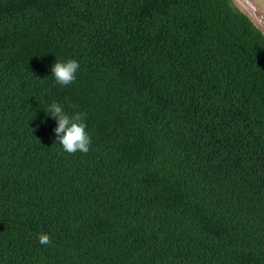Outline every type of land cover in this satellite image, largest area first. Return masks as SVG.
Instances as JSON below:
<instances>
[{"label":"trees","instance_id":"16d2710c","mask_svg":"<svg viewBox=\"0 0 264 264\" xmlns=\"http://www.w3.org/2000/svg\"><path fill=\"white\" fill-rule=\"evenodd\" d=\"M0 264H264V34L234 0H0Z\"/></svg>","mask_w":264,"mask_h":264},{"label":"clouds","instance_id":"9594fccd","mask_svg":"<svg viewBox=\"0 0 264 264\" xmlns=\"http://www.w3.org/2000/svg\"><path fill=\"white\" fill-rule=\"evenodd\" d=\"M79 68L80 64L75 59L64 62L56 60L51 68V73L57 84L67 86L76 80ZM45 111L56 121L57 126L54 128L56 141L66 153L89 152L92 140L86 131L85 114L76 112L69 115L57 102H52ZM36 238L41 245L52 243L51 237L47 233H40Z\"/></svg>","mask_w":264,"mask_h":264},{"label":"water","instance_id":"95a60500","mask_svg":"<svg viewBox=\"0 0 264 264\" xmlns=\"http://www.w3.org/2000/svg\"><path fill=\"white\" fill-rule=\"evenodd\" d=\"M264 34V0H234Z\"/></svg>","mask_w":264,"mask_h":264}]
</instances>
